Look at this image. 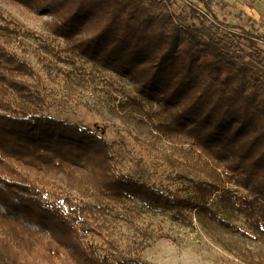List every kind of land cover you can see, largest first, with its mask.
Here are the masks:
<instances>
[{
    "label": "trees",
    "instance_id": "1",
    "mask_svg": "<svg viewBox=\"0 0 264 264\" xmlns=\"http://www.w3.org/2000/svg\"><path fill=\"white\" fill-rule=\"evenodd\" d=\"M3 1L51 15L54 37L0 2V264H151L113 237L147 212L195 215L223 247L264 264V32L228 30L214 0H185L188 10L174 9L179 0ZM27 38L45 66L86 73L83 57L130 79L120 116L144 124L153 146L170 143L163 165L192 193L123 171L98 129L54 116L41 71L14 49L26 52Z\"/></svg>",
    "mask_w": 264,
    "mask_h": 264
},
{
    "label": "rangeland",
    "instance_id": "2",
    "mask_svg": "<svg viewBox=\"0 0 264 264\" xmlns=\"http://www.w3.org/2000/svg\"><path fill=\"white\" fill-rule=\"evenodd\" d=\"M0 2L27 26L48 40L53 39L51 15L31 11L20 4ZM185 3V0H179L174 9L188 10ZM213 9L219 20L228 25V30L238 32L239 27L243 26L252 31L264 32V0H214ZM57 41L62 43L60 38ZM14 49L41 71L46 83L44 94L54 116L98 129L107 141L114 144L123 171L151 183L181 188L184 194L192 193L187 182L175 179V173L163 165L161 152L170 151V143L161 140L153 146L151 140L155 138L144 124L120 116L125 114L121 112L117 101L125 98V95L119 87L134 93L130 79L112 70L102 71L83 57L78 59V65L83 66L86 73H79L71 65L56 60L47 62L45 66L38 59V53L42 50L39 40L34 38L25 39L26 52L17 45ZM90 74L94 75L92 80ZM79 77L81 80L86 79L82 81L83 86L76 84ZM210 205L221 211L217 196L212 197ZM188 213L194 214L192 211ZM229 219L241 227L247 226L241 215L234 214ZM113 231V237L127 254L136 253L151 264H250L215 241L202 228L195 215L192 223H188L173 220L165 213L147 212L136 226L120 222L115 224ZM140 242L143 243L141 246L138 245ZM249 247L254 252L260 248L257 245ZM261 248L264 251V247Z\"/></svg>",
    "mask_w": 264,
    "mask_h": 264
}]
</instances>
